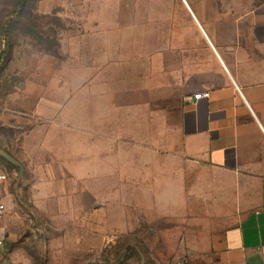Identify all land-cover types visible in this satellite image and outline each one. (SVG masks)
I'll list each match as a JSON object with an SVG mask.
<instances>
[{"label":"crops","instance_id":"obj_1","mask_svg":"<svg viewBox=\"0 0 264 264\" xmlns=\"http://www.w3.org/2000/svg\"><path fill=\"white\" fill-rule=\"evenodd\" d=\"M158 9L147 36L139 21L131 36L101 22L107 35L86 40L77 101L60 87L52 102L36 95L41 126L21 133L20 149L54 175L34 183V204L45 199L70 221H91L94 208L114 213L118 232L154 237L150 246L174 262L264 264V1L168 0ZM27 94L20 87L14 100ZM6 162L0 156V264H34L12 246Z\"/></svg>","mask_w":264,"mask_h":264},{"label":"rangeland","instance_id":"obj_2","mask_svg":"<svg viewBox=\"0 0 264 264\" xmlns=\"http://www.w3.org/2000/svg\"><path fill=\"white\" fill-rule=\"evenodd\" d=\"M166 3L168 0H37L31 17L26 11L21 17L15 16L16 23L11 24L9 15L16 9L11 0H0V143L27 165L21 170L12 162L4 164L16 222L12 246L34 264H183L174 262L175 258L166 259L158 251L160 247L150 246L154 237L134 236L133 229H125L122 235L117 230L114 213L100 214L94 208L91 221H70L63 217L68 214H53L50 206L45 207V203L49 204L45 199L41 208L36 206L34 183L52 180L54 174L38 171L20 149L19 140L21 133L41 126L31 111L36 95H43L49 103L55 95L59 96L55 89L60 87L64 93L61 98L65 95L68 101L78 100L81 94L77 96L75 88L83 91L86 40L101 37L102 32L107 35L102 21L105 28L113 23L115 32L118 21L124 36H131L133 22L139 21L141 36H147L144 31L148 30L149 16ZM6 34L11 35L15 44L12 59L8 58ZM20 87H27L28 94L15 101V92ZM20 101L29 107V112L18 117ZM51 113L50 107L45 109L46 124L52 122ZM75 175L78 180L84 174ZM65 180L71 178L65 175L61 181ZM42 191L52 190L39 189Z\"/></svg>","mask_w":264,"mask_h":264},{"label":"trees","instance_id":"obj_3","mask_svg":"<svg viewBox=\"0 0 264 264\" xmlns=\"http://www.w3.org/2000/svg\"><path fill=\"white\" fill-rule=\"evenodd\" d=\"M11 1H12L14 8L16 9L14 11V13H11L9 15L10 19H11L9 22L11 24L15 22V20H14L15 16L21 17L22 15H24L26 13V11L31 17L34 5L37 2V0H11ZM10 28H12V27H10ZM11 38L12 37L10 34H6L5 40H6V45H8V49H9V57L8 58H10V59H12V57H13V51L15 48V44L13 43Z\"/></svg>","mask_w":264,"mask_h":264},{"label":"built area","instance_id":"obj_4","mask_svg":"<svg viewBox=\"0 0 264 264\" xmlns=\"http://www.w3.org/2000/svg\"><path fill=\"white\" fill-rule=\"evenodd\" d=\"M209 93H199L195 95L196 99L202 98V97H208ZM7 176L4 173H0V179H6ZM5 212V205L4 204H0V217L3 216Z\"/></svg>","mask_w":264,"mask_h":264},{"label":"water","instance_id":"obj_5","mask_svg":"<svg viewBox=\"0 0 264 264\" xmlns=\"http://www.w3.org/2000/svg\"><path fill=\"white\" fill-rule=\"evenodd\" d=\"M0 156L8 160L9 162H12L13 164L23 167L17 160H15L8 152L0 148Z\"/></svg>","mask_w":264,"mask_h":264}]
</instances>
